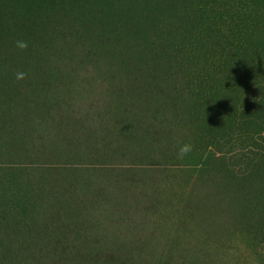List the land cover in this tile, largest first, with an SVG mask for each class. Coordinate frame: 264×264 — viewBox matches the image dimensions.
Wrapping results in <instances>:
<instances>
[{
  "label": "rangeland",
  "instance_id": "1",
  "mask_svg": "<svg viewBox=\"0 0 264 264\" xmlns=\"http://www.w3.org/2000/svg\"><path fill=\"white\" fill-rule=\"evenodd\" d=\"M222 8L223 0H193L182 19L175 16L171 22L182 24L176 45L183 69L177 72L185 79L202 74L207 102L202 116L216 124L233 113L241 95L239 82L264 53V44H257L264 43L261 28L262 38L257 33L243 36L239 67L227 66L221 57L215 62L214 54L223 47L215 31L222 23ZM12 19L8 1L0 0V20L8 26ZM23 51L15 55L14 69L0 70V254L4 249L17 254L42 244L23 240L20 234L7 235L6 209L19 212L14 216L21 218L20 207L25 206L35 213L32 229L57 212L62 222L75 226L68 237L72 252L63 264H264V232L244 229L230 237L227 246L208 241L182 214L186 197L179 173L173 172V180L169 167L150 165L165 164L161 155L179 151L184 144H191V154L201 151L217 136L215 127L201 131L194 123L197 101L187 102L175 116L152 102L128 100L121 108L123 115L108 117L104 112L117 105L105 95L110 86L100 72L108 70L79 68L67 76L69 84L41 92L39 85L48 76L29 72L16 79L26 59ZM211 64L217 65L216 74L206 72ZM114 71L120 84L122 72ZM44 98L49 99V111L41 116ZM224 185L215 188L222 191ZM249 204L264 216V203L257 206L256 200H249ZM149 205L156 209H148ZM75 248L83 254L76 256ZM88 251L100 253L90 257ZM35 263L20 254L9 264ZM58 263L45 259L39 264Z\"/></svg>",
  "mask_w": 264,
  "mask_h": 264
},
{
  "label": "trees",
  "instance_id": "2",
  "mask_svg": "<svg viewBox=\"0 0 264 264\" xmlns=\"http://www.w3.org/2000/svg\"><path fill=\"white\" fill-rule=\"evenodd\" d=\"M7 1L13 19L8 26L0 20V70L15 68V55L21 51L16 41L23 40L28 48L23 51L26 59L19 68L24 73L48 76L39 85L41 92L59 83L69 84L67 76L79 68L108 70L100 72L110 86L105 95L117 101L116 110L104 112L108 117L123 115L121 108L128 100L152 102L175 112V116L187 102L197 101L192 114L194 123L201 131L215 127L217 136L205 143L201 151L183 157L179 151L164 152L161 157L165 164L150 165L169 167V178L173 180V172L179 173L186 197L182 214L198 225L199 233L208 241L227 246L230 237L244 229H257L260 235L264 232V216H259L260 209L249 204V200H256L257 206L264 203V53L258 57L255 69L239 82L241 95L231 108L233 113L216 124L202 116L207 109L200 84L202 74L185 79L177 72L183 69L176 45L182 24L171 22L175 16L181 20L193 0ZM222 15V23L215 31L221 35L223 47L214 54L215 62L221 57L227 66H238L245 51L243 36L257 33L263 37L264 0H223ZM216 64H211L206 72L216 74ZM115 69L122 72L120 84ZM47 101L44 98L40 105L41 116L48 114ZM84 136L87 137L86 132ZM222 182L225 185L218 191L215 184ZM20 208L21 218H16L14 214L19 212L11 209L3 214L5 219L10 218L4 226L7 235L20 234L23 240L29 238L42 244L34 249L28 244L30 250L17 254L4 249L0 264H9L20 254L38 261L35 264L45 259L58 264L67 262L72 252L68 237L76 231L75 226L62 222L57 212L44 225L32 229L35 213L25 206ZM147 208L156 209L154 205ZM75 252L76 256L83 254L79 248ZM99 253L88 251L87 255L94 257Z\"/></svg>",
  "mask_w": 264,
  "mask_h": 264
},
{
  "label": "clouds",
  "instance_id": "3",
  "mask_svg": "<svg viewBox=\"0 0 264 264\" xmlns=\"http://www.w3.org/2000/svg\"><path fill=\"white\" fill-rule=\"evenodd\" d=\"M16 47L21 49V50H24V49L28 48V43L26 41H23V40H17L16 41ZM15 76H16L17 80H22V79H24L25 73L16 72ZM191 151H192L191 144H184L180 147L179 154L181 157H183Z\"/></svg>",
  "mask_w": 264,
  "mask_h": 264
}]
</instances>
